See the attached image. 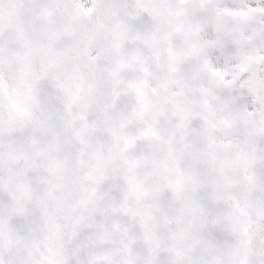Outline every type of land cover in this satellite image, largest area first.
<instances>
[{
  "label": "snow or ice",
  "instance_id": "obj_1",
  "mask_svg": "<svg viewBox=\"0 0 264 264\" xmlns=\"http://www.w3.org/2000/svg\"><path fill=\"white\" fill-rule=\"evenodd\" d=\"M0 264H264V0H0Z\"/></svg>",
  "mask_w": 264,
  "mask_h": 264
}]
</instances>
